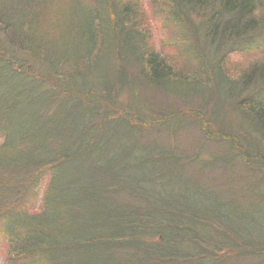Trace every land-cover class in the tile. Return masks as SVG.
<instances>
[{
    "label": "trees",
    "instance_id": "16d2710c",
    "mask_svg": "<svg viewBox=\"0 0 264 264\" xmlns=\"http://www.w3.org/2000/svg\"><path fill=\"white\" fill-rule=\"evenodd\" d=\"M85 1L60 45L54 0H0L6 264H264V59L231 57L264 0H152L181 28L165 55L137 0ZM210 135L235 153L201 161Z\"/></svg>",
    "mask_w": 264,
    "mask_h": 264
},
{
    "label": "rangeland",
    "instance_id": "374dc122",
    "mask_svg": "<svg viewBox=\"0 0 264 264\" xmlns=\"http://www.w3.org/2000/svg\"><path fill=\"white\" fill-rule=\"evenodd\" d=\"M151 1L152 0H137L138 4L141 5L142 11L145 12L147 22L149 23L152 34V43L155 49L159 52L160 55H165L166 53H170L171 48L173 50V43L177 42V38L178 36H180L179 32L181 28L178 23H176L172 18L167 17L165 14L157 13L152 15V7L155 2L151 5ZM159 4L162 5L163 3ZM85 7L87 8V2L85 0H54L52 6L49 9L51 12L49 22H52V24L57 26V28L53 31L51 29H47L46 31L48 37L56 40L60 45L69 41L71 36L68 31L72 28L71 24L75 21V14L80 9H82L80 10V12H83V9ZM86 15L87 14H82L79 19L82 21L86 17ZM96 21H98V18L96 19ZM261 32L262 33L254 34L251 37L242 40L241 43L233 48L231 57H234V60L240 63L239 65H237L238 67H248L250 64H254L264 59V31ZM12 49L15 50L14 46ZM23 59L26 58L22 57V60ZM26 67L34 72H38L35 70H40L39 66L37 67L33 61H29L28 63H26ZM126 89L127 87H122L119 89V91L121 90V92H119V98L121 101V105L123 106L126 105V102L129 100L130 96V92ZM139 91L140 88L138 89V92ZM143 101L144 98L141 97L140 103ZM134 104L137 105L138 103L135 102ZM149 107L144 105L143 109L149 110ZM223 113V121H220L219 125V127L222 128L223 131H233L237 134L248 136L246 133H244V131H247L249 129V124L240 112L235 111V109H233L229 105L225 107V110L223 109L221 115ZM195 118L196 117L189 119L195 120ZM215 128L214 126H212V129ZM195 136L197 137V139H202L201 135ZM210 136L212 138L208 141H205V144L201 146V150L203 147V150L199 155L201 161H210L211 159H214V156L215 158H217L219 156L233 155V152L235 150H232L226 143V141H223L222 138L216 141L214 139V135ZM192 140L193 139L191 138V136L184 138V144L186 145V148H188L187 145L189 144L193 145V142L186 144V141L189 142ZM41 194L42 191L40 192V195ZM40 201L41 198H36L35 205L39 206ZM8 245L9 243L7 238L4 235L0 234V264H6Z\"/></svg>",
    "mask_w": 264,
    "mask_h": 264
}]
</instances>
